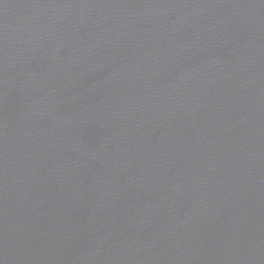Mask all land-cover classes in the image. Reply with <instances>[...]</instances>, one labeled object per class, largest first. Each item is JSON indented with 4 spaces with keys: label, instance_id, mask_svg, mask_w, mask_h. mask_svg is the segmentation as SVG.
I'll return each mask as SVG.
<instances>
[{
    "label": "water",
    "instance_id": "95a60500",
    "mask_svg": "<svg viewBox=\"0 0 264 264\" xmlns=\"http://www.w3.org/2000/svg\"><path fill=\"white\" fill-rule=\"evenodd\" d=\"M0 264H264V0H0Z\"/></svg>",
    "mask_w": 264,
    "mask_h": 264
}]
</instances>
